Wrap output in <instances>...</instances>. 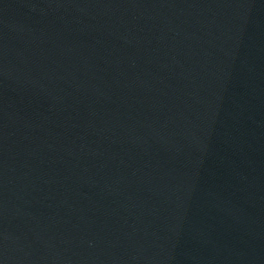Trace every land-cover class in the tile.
<instances>
[{"label":"water","instance_id":"obj_1","mask_svg":"<svg viewBox=\"0 0 264 264\" xmlns=\"http://www.w3.org/2000/svg\"><path fill=\"white\" fill-rule=\"evenodd\" d=\"M0 264H264V0H0Z\"/></svg>","mask_w":264,"mask_h":264}]
</instances>
